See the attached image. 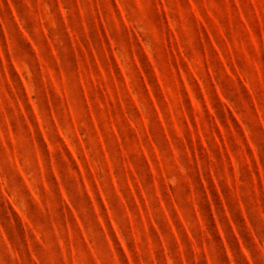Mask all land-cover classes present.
I'll return each mask as SVG.
<instances>
[{"label": "rangeland", "instance_id": "1", "mask_svg": "<svg viewBox=\"0 0 264 264\" xmlns=\"http://www.w3.org/2000/svg\"><path fill=\"white\" fill-rule=\"evenodd\" d=\"M0 264H264V0H0Z\"/></svg>", "mask_w": 264, "mask_h": 264}]
</instances>
